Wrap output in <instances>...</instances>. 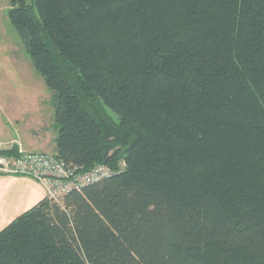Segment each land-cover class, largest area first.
<instances>
[{
  "label": "trees",
  "instance_id": "16d2710c",
  "mask_svg": "<svg viewBox=\"0 0 264 264\" xmlns=\"http://www.w3.org/2000/svg\"><path fill=\"white\" fill-rule=\"evenodd\" d=\"M8 17L52 93V154L114 173L19 215L0 264H264V0H9Z\"/></svg>",
  "mask_w": 264,
  "mask_h": 264
},
{
  "label": "rangeland",
  "instance_id": "374dc122",
  "mask_svg": "<svg viewBox=\"0 0 264 264\" xmlns=\"http://www.w3.org/2000/svg\"><path fill=\"white\" fill-rule=\"evenodd\" d=\"M8 12L9 0H0V145L6 148L17 145L26 153L52 154L58 136L52 93L35 69ZM32 181L31 185L42 194V186ZM2 188L0 231L29 210L22 203L7 202L12 196L16 201L23 197L24 191L19 185L13 192L7 184Z\"/></svg>",
  "mask_w": 264,
  "mask_h": 264
},
{
  "label": "built area",
  "instance_id": "2783aa9c",
  "mask_svg": "<svg viewBox=\"0 0 264 264\" xmlns=\"http://www.w3.org/2000/svg\"><path fill=\"white\" fill-rule=\"evenodd\" d=\"M11 148L0 145V151ZM19 151L20 157L0 155V174L30 177L44 188L47 198L56 202L63 201L74 188L98 183L114 173L113 169L103 165L89 174L67 180L70 177L67 164L57 156L47 153H26L21 149ZM124 166L125 164L122 165Z\"/></svg>",
  "mask_w": 264,
  "mask_h": 264
},
{
  "label": "crops",
  "instance_id": "0c3cea01",
  "mask_svg": "<svg viewBox=\"0 0 264 264\" xmlns=\"http://www.w3.org/2000/svg\"><path fill=\"white\" fill-rule=\"evenodd\" d=\"M4 176H8V175L0 174L1 189H3L2 188L3 184L4 185L7 184L11 186V191L13 192L15 191V186L19 185V187H21L24 191L23 197H20L16 201L15 196H12L11 199H8L7 201L8 204L16 205V204L22 203L23 205H25L26 207L25 209H31L38 202H40L42 199L46 197L45 191L41 194L40 192L37 191V188L35 186L31 185L33 183L32 179H29L27 177H21V176H14V177H4ZM1 220H2V217H1Z\"/></svg>",
  "mask_w": 264,
  "mask_h": 264
},
{
  "label": "bare ground",
  "instance_id": "6f19581e",
  "mask_svg": "<svg viewBox=\"0 0 264 264\" xmlns=\"http://www.w3.org/2000/svg\"><path fill=\"white\" fill-rule=\"evenodd\" d=\"M98 167H100V166H98ZM98 167H96V168H98ZM95 168V169H96ZM95 169H93L92 171H94ZM91 171V172H92ZM91 172H89V173H91ZM89 173H87V174H89ZM68 176H69V174H68ZM75 177H79L78 175H75V173L73 172V173H70V177H68V179L67 180H70V179H73V178H75ZM74 189H77V188H74ZM73 189V190H74ZM79 189V188H78ZM72 191V190H71Z\"/></svg>",
  "mask_w": 264,
  "mask_h": 264
}]
</instances>
